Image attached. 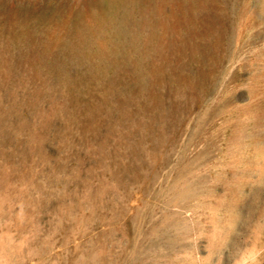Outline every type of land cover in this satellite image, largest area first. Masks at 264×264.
I'll list each match as a JSON object with an SVG mask.
<instances>
[{
    "label": "rangeland",
    "instance_id": "374dc122",
    "mask_svg": "<svg viewBox=\"0 0 264 264\" xmlns=\"http://www.w3.org/2000/svg\"><path fill=\"white\" fill-rule=\"evenodd\" d=\"M0 264H264V0H0Z\"/></svg>",
    "mask_w": 264,
    "mask_h": 264
},
{
    "label": "bare ground",
    "instance_id": "6f19581e",
    "mask_svg": "<svg viewBox=\"0 0 264 264\" xmlns=\"http://www.w3.org/2000/svg\"><path fill=\"white\" fill-rule=\"evenodd\" d=\"M263 153V152H262Z\"/></svg>",
    "mask_w": 264,
    "mask_h": 264
}]
</instances>
